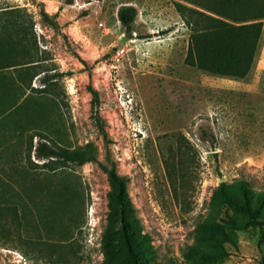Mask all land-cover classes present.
<instances>
[{"label":"rangeland","instance_id":"1","mask_svg":"<svg viewBox=\"0 0 264 264\" xmlns=\"http://www.w3.org/2000/svg\"><path fill=\"white\" fill-rule=\"evenodd\" d=\"M188 7L0 0L2 52L31 60L0 76V264H128L123 236L140 264H264V25L247 81L213 76L185 62ZM12 9L31 21L23 56ZM40 142L78 157H42ZM171 155L181 168H165Z\"/></svg>","mask_w":264,"mask_h":264},{"label":"trees","instance_id":"2","mask_svg":"<svg viewBox=\"0 0 264 264\" xmlns=\"http://www.w3.org/2000/svg\"><path fill=\"white\" fill-rule=\"evenodd\" d=\"M197 5V8L188 7L187 9L193 14H197V29L192 28L191 39L188 47V53L185 62L197 67L201 72L213 76L247 81L250 77L256 56L259 50L263 35L264 25V0H190ZM187 7V6H185ZM7 10L8 9H3ZM13 10L11 12H14ZM20 11V9H19ZM4 12H0V22H6L5 16H1ZM15 24L25 22L31 24L30 19L22 18V15L14 12ZM137 9L134 5L125 3L121 4L117 9V17L125 29H129L135 19ZM13 14V13H12ZM43 19H47L50 23H55L50 15L41 10ZM30 21V22H29ZM19 26V25H18ZM29 28L26 25L16 29L17 41L22 46L20 55L23 56L26 45L29 44L26 38V31ZM5 30V29H0ZM22 33V35H21ZM25 34V35H24ZM0 76H5L4 70L9 67L16 66L24 62H15L14 56L9 49L10 40L7 34H0ZM25 39V41H24ZM4 46H7L6 52H2ZM14 47V46H13ZM13 55V56H10ZM1 90V89H0ZM95 95L96 91L92 89ZM17 96H21L16 91ZM1 95V91H0ZM35 150L42 157H63L64 159L75 160L78 157L77 152L71 153L68 150L58 151L49 146L46 142H40ZM187 157V156H186ZM187 159V158H186ZM183 161H174V156L164 158L165 168H181ZM110 177L117 184L114 199L121 206L122 198V181L114 173L110 172ZM239 191L244 193L243 197H247L246 187L239 183ZM218 192L221 201L227 204L238 205L237 200H233L226 191V183L221 181L218 186ZM176 193V189H175ZM4 204L0 203V214ZM3 222L1 223L2 226ZM123 244L128 256V264H140L135 245L123 236Z\"/></svg>","mask_w":264,"mask_h":264},{"label":"built area","instance_id":"3","mask_svg":"<svg viewBox=\"0 0 264 264\" xmlns=\"http://www.w3.org/2000/svg\"><path fill=\"white\" fill-rule=\"evenodd\" d=\"M126 45H127V39L124 38L123 41L120 39L119 45L114 48V51L112 54L113 58L118 59L122 57L126 51Z\"/></svg>","mask_w":264,"mask_h":264}]
</instances>
